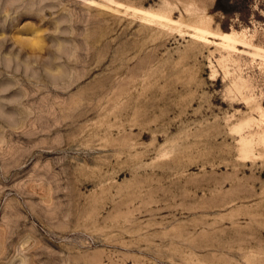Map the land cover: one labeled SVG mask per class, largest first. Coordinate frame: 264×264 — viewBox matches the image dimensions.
Segmentation results:
<instances>
[{"label":"rangeland","instance_id":"374dc122","mask_svg":"<svg viewBox=\"0 0 264 264\" xmlns=\"http://www.w3.org/2000/svg\"><path fill=\"white\" fill-rule=\"evenodd\" d=\"M250 2L0 0V264H264Z\"/></svg>","mask_w":264,"mask_h":264},{"label":"trees","instance_id":"16d2710c","mask_svg":"<svg viewBox=\"0 0 264 264\" xmlns=\"http://www.w3.org/2000/svg\"><path fill=\"white\" fill-rule=\"evenodd\" d=\"M251 0H216L213 12H222L228 15L232 12H245L250 7Z\"/></svg>","mask_w":264,"mask_h":264},{"label":"bare ground","instance_id":"6f19581e","mask_svg":"<svg viewBox=\"0 0 264 264\" xmlns=\"http://www.w3.org/2000/svg\"><path fill=\"white\" fill-rule=\"evenodd\" d=\"M195 29L198 32H201L202 34H206V35L209 34V35L219 39L220 41L218 43H221L224 45H235L236 43L240 42V40L235 36V34L233 32H213V31H210L206 28L199 27V26L196 27Z\"/></svg>","mask_w":264,"mask_h":264}]
</instances>
